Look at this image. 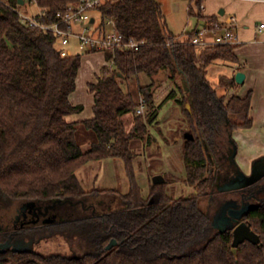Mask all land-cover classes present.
Returning <instances> with one entry per match:
<instances>
[{
  "label": "trees",
  "instance_id": "1",
  "mask_svg": "<svg viewBox=\"0 0 264 264\" xmlns=\"http://www.w3.org/2000/svg\"><path fill=\"white\" fill-rule=\"evenodd\" d=\"M26 1L20 5L18 0H0V208L26 202H35L36 208L57 207L52 210L56 217L51 222L20 229L15 225L2 228L0 224V264H264V200H247L239 218L224 215L227 224L220 221L217 227L199 203L205 191L214 187L211 178H204L205 146L211 150L216 143L223 145L234 171L246 176L235 162L237 145L232 133L252 127V92L238 95L241 84L235 81V70L220 75L216 82L208 77L209 66L216 62L239 67L234 52L238 45L198 47L190 43L191 33L180 41L169 30L157 0H105L93 12L100 28L112 20L126 40L143 44L137 51L116 49L105 53L110 64L101 68L95 83L88 84L94 98L93 117L69 122L66 116L83 110L82 105L70 102L82 54L68 48L62 55L52 31L22 20L21 14L26 12L20 7ZM30 1L37 9L32 15L48 25L56 22L57 13L78 0ZM200 2H195V8ZM196 9L190 8V15L204 18ZM205 18L208 24L218 21ZM162 71L181 93L176 82L179 73L189 84V90H184L176 103L194 136L193 140H184L182 157L185 182L197 191L177 199L167 193L166 183L151 184L144 197L136 179V154L131 145L133 140L147 136L148 125L156 121L153 77ZM140 74L150 79L148 84L138 86L149 109L145 118L137 114L139 101L127 88V82ZM129 115L133 116V126L128 130L125 117ZM79 125L95 134L86 151L77 141ZM105 159L122 161L127 192L84 189L77 170ZM225 168L228 174L230 169ZM103 195L115 197L117 204L105 212L83 215L68 208L88 196ZM240 222L247 223L258 235V244L245 241L232 247V231ZM26 232L66 237L82 252L72 255L60 249L42 252L7 245L11 237L20 240ZM68 245L65 241L64 246Z\"/></svg>",
  "mask_w": 264,
  "mask_h": 264
},
{
  "label": "rangeland",
  "instance_id": "2",
  "mask_svg": "<svg viewBox=\"0 0 264 264\" xmlns=\"http://www.w3.org/2000/svg\"><path fill=\"white\" fill-rule=\"evenodd\" d=\"M157 1L162 4L169 30L178 36L180 41L187 39L186 31L196 21L194 15L188 14V0ZM20 10L26 12L25 14L28 15H32L37 11L36 6L30 0H27L26 4L20 7ZM200 27H203V25ZM72 49L76 50V48ZM236 67L231 63L216 62L209 66V80L216 82L220 75L232 74ZM153 79L154 86L152 90L157 109L156 121L148 125L147 136L135 139L131 144L136 154L134 161L136 179L144 197L148 196L150 186L153 184L152 179L155 175H161L165 179L164 183L167 186V193L172 198L188 197L196 193L197 190L195 186L185 182L187 172L182 151L185 140L184 134L185 132H189V130L186 118L180 111V106L176 103V100L182 98L183 94H185L184 90L189 89V84L185 76L179 73L176 82L181 86L183 91L181 93L168 80L167 72H159ZM149 82L148 76L140 74L138 77H134L127 82V88L139 101L138 86L146 85ZM123 88L126 90L124 84ZM172 92L175 95L170 97ZM78 94H86L82 86H80ZM88 94L90 96L91 93L89 92ZM231 94V91H229L227 99ZM186 108H189L188 103L186 104ZM148 113L149 109L144 106L141 116L145 118L148 116ZM125 122L126 128L129 130L133 126V116L129 115L125 117ZM77 141L81 149L86 151L95 141V134L79 125L77 128ZM205 147L207 150V170L204 178H211L214 187L208 188L205 191V194L200 197L199 203L202 210L211 218L213 226L217 227L220 225L218 224L220 215H222V220L240 216L248 205L246 203L247 200L251 203L253 201L257 203L264 200V162L262 164L259 163L264 161V156L253 161L249 175L239 177V174L234 171V168L229 163L228 153L223 145L216 143L215 147L211 150L207 146ZM227 166L230 171L228 174H225L224 168ZM76 174L87 192L92 189H113L115 192L123 194L129 189L128 179L120 159H105L88 163L79 168ZM22 204L15 203L9 207L0 208L1 227L11 228L14 226L16 216L20 215V218L22 217L20 213ZM115 204H117V199L110 195H103L98 198L88 196L82 201L72 202L68 208L73 209V211L71 210L72 213L83 215L91 212H105L107 209L114 207ZM56 207L52 205L51 207L43 208L39 205V214L37 218L33 219L34 221L25 222L23 225L18 223L14 228L20 229L26 226L30 228L33 224L38 225L39 223L51 222L56 217L55 213L52 212ZM60 215L68 216L71 214L60 213ZM7 221L8 223H6ZM20 237L22 239H16L15 241L11 237L9 239L11 243L7 241L9 243L7 245L12 248L18 246L23 249L28 248L42 252H55L60 249L62 253L67 254L69 252L72 255H80L82 252L76 242H69L63 236L54 235L53 237H49L42 233L29 235L26 232ZM65 241L69 243L70 247L69 245L64 246Z\"/></svg>",
  "mask_w": 264,
  "mask_h": 264
},
{
  "label": "crops",
  "instance_id": "3",
  "mask_svg": "<svg viewBox=\"0 0 264 264\" xmlns=\"http://www.w3.org/2000/svg\"><path fill=\"white\" fill-rule=\"evenodd\" d=\"M201 3L203 9L200 13L204 18L194 16L195 24L190 26L186 34L202 28V25L206 26L208 22L205 17H214L221 23L230 17L235 19L232 28L238 38V47L234 52L240 65L234 72L245 74L238 95L244 97L249 91L252 92L250 117L253 124L250 128L235 130L232 137L237 143L235 162L247 176L253 161L264 156V29H258L259 24H264V0H201ZM187 7L188 14L190 8L197 10L195 2L191 0H188ZM70 48H75L74 44ZM108 63L105 52L82 55L76 89L70 95V102L73 105H82L83 110L66 116L67 121L81 122L93 117L94 98L93 94L88 96V84L96 82L101 68ZM80 86L86 94H78Z\"/></svg>",
  "mask_w": 264,
  "mask_h": 264
},
{
  "label": "built area",
  "instance_id": "4",
  "mask_svg": "<svg viewBox=\"0 0 264 264\" xmlns=\"http://www.w3.org/2000/svg\"><path fill=\"white\" fill-rule=\"evenodd\" d=\"M196 2L197 0H191ZM105 0H78L68 5L63 11L57 13V20L53 24H44L33 15L21 14L22 20L31 25L40 27L43 30L52 31L58 38L61 54L66 55L67 49L74 44L76 50L82 55L95 52L114 53L116 49L137 51L143 42L126 40L118 32L112 20H108L104 28H100L97 17L93 12ZM196 8L203 9L202 3ZM93 20V21H92ZM235 19L230 17L224 23L220 21L209 23L206 26L195 29L191 32L190 43L205 47L210 45H235L238 38L232 28ZM258 29H264V24H259ZM111 62V61H110ZM144 100L139 99L137 114H142Z\"/></svg>",
  "mask_w": 264,
  "mask_h": 264
},
{
  "label": "water",
  "instance_id": "5",
  "mask_svg": "<svg viewBox=\"0 0 264 264\" xmlns=\"http://www.w3.org/2000/svg\"><path fill=\"white\" fill-rule=\"evenodd\" d=\"M18 3L20 5H23L24 4V0H18ZM244 79H245V74L243 72L238 71L235 74V81H236L237 84H242ZM187 83H188V81H187ZM187 90H189V89L187 88ZM184 139L185 140H193L194 136L190 132H185ZM259 163H261V162H259ZM164 182H165V179L161 175H155L153 177V179H152V183L153 184H163ZM34 207H35V202H26V203L22 204L21 211H24V210L26 211L27 209H30V211H31ZM242 213H241V215H242ZM23 214H24V216L26 215L25 213H23ZM240 216H237V218H239ZM16 217L20 218V215H18ZM219 217L220 218H219L218 222L222 221L223 224H227L226 220H222L221 219L222 215H220ZM229 225H230V227L233 226V224H229ZM232 234H233V239H232V247L233 248H236L239 244H241V243H243L245 241H248V242H250L252 244H258L259 241H260L258 235L255 234L251 230L250 226L247 223H245V222L238 223L233 228Z\"/></svg>",
  "mask_w": 264,
  "mask_h": 264
},
{
  "label": "flooded vegetation",
  "instance_id": "6",
  "mask_svg": "<svg viewBox=\"0 0 264 264\" xmlns=\"http://www.w3.org/2000/svg\"><path fill=\"white\" fill-rule=\"evenodd\" d=\"M37 210H39V208H36V207H34L31 211H30V209H27L25 212L24 211H21L20 213H21V218H17L16 217V220H15V222H14V225L16 226L18 223H20V225H23L25 222H31V221H34L33 219H34V217H36L37 216V213L39 212V211H37ZM23 213H25L26 215L24 216V214ZM18 216V215H17ZM33 218V219H32ZM37 218V217H36Z\"/></svg>",
  "mask_w": 264,
  "mask_h": 264
}]
</instances>
